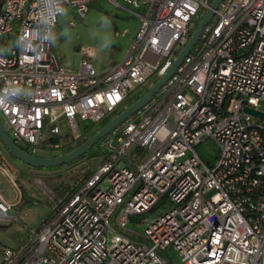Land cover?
<instances>
[{
	"label": "built area",
	"instance_id": "obj_1",
	"mask_svg": "<svg viewBox=\"0 0 264 264\" xmlns=\"http://www.w3.org/2000/svg\"><path fill=\"white\" fill-rule=\"evenodd\" d=\"M89 1H1L0 119L30 154L82 139L163 75L213 0H108L138 19L122 60L98 70L86 48L72 70L52 33ZM262 102L264 0H222L165 84L101 141L102 162L50 197L52 215L3 246L0 264H264V119L243 111ZM204 140L216 163L200 156ZM11 160L0 140V170L18 190ZM14 206L0 193V222L17 219Z\"/></svg>",
	"mask_w": 264,
	"mask_h": 264
},
{
	"label": "rangeland",
	"instance_id": "obj_2",
	"mask_svg": "<svg viewBox=\"0 0 264 264\" xmlns=\"http://www.w3.org/2000/svg\"><path fill=\"white\" fill-rule=\"evenodd\" d=\"M88 3L89 9L86 14L82 18L74 17L73 24L68 23L69 13H62L58 17L59 22L52 33V44L61 62L72 70L78 69L81 55L86 48L93 52L92 61L98 70L121 61L138 24L137 17L130 13L127 6H116L108 0H90ZM204 14V12L200 14L198 21ZM122 29L129 31L125 35H116V31ZM106 44L107 46H105ZM149 85L146 82L139 84L135 90L130 92L126 102H132L142 95L149 89ZM125 106L126 104L119 110H123ZM259 107L264 109V102ZM90 131L92 129L87 130V132ZM78 141L62 144L61 149L52 150L40 147L36 151V155L54 156ZM100 147L101 143L96 144L89 153L70 161L72 164L54 166L53 168H33L20 163L11 155L16 164L11 160L9 167H12L16 172L18 190L11 179L0 170V193L3 194L6 201L15 203L14 213L18 217L10 222H0V245L15 248L27 242L29 239L28 228L42 226L55 210L50 197L54 202L63 200L72 192L83 176L102 162ZM197 150L204 160L216 163L218 149L215 142L204 140L198 145ZM86 158L93 163L82 164ZM161 203V201L157 202L150 214H157ZM127 227L142 233L144 224L129 221ZM163 254L165 257L177 259L176 254L170 252L169 249Z\"/></svg>",
	"mask_w": 264,
	"mask_h": 264
},
{
	"label": "water",
	"instance_id": "obj_3",
	"mask_svg": "<svg viewBox=\"0 0 264 264\" xmlns=\"http://www.w3.org/2000/svg\"><path fill=\"white\" fill-rule=\"evenodd\" d=\"M221 1L222 0H213L210 3V6L206 8L204 16L197 22L187 40V43L179 50L178 54L175 56L176 58L165 69L164 74L158 77L153 83H151L149 89H147V91L137 97L135 101L124 107V109L121 110L118 114L112 116L110 120L105 125L100 127L90 138L83 140L80 144L76 145L73 149L68 151V153L58 154L54 156H38L30 154L26 150L21 149L18 145H16L11 136L8 135L5 125L0 119V140L5 149L8 150L10 155H13L19 162L33 168H53L54 166L66 165L69 164L70 161L78 159L79 157L88 153L96 144V142L109 135L114 128H116L121 123H124L125 120H127L133 114L137 113L138 110H140L151 100L152 96L162 87L163 84H165L167 79L174 73V70L184 59V56L187 55L192 50L193 46L197 43V40L204 26L212 19L214 10L218 7ZM243 111L264 119V111H259L255 108L252 109L248 107H244Z\"/></svg>",
	"mask_w": 264,
	"mask_h": 264
},
{
	"label": "trees",
	"instance_id": "obj_4",
	"mask_svg": "<svg viewBox=\"0 0 264 264\" xmlns=\"http://www.w3.org/2000/svg\"><path fill=\"white\" fill-rule=\"evenodd\" d=\"M1 1H2V0H0V5H1ZM193 29H194V28H193ZM193 29H192V30H193ZM191 32H192V31H191ZM190 34H191V33H190ZM154 81H155V79H153V80L151 81V83H153ZM151 83H150V85H151ZM150 85H149V86H150ZM136 99H137V98H136ZM136 99L132 100V102L135 101ZM132 102L127 103L126 106L129 105V104H131ZM126 106H125V107H126ZM120 111H121V110H116L115 112L111 113L110 116H108L107 118H105L104 120L101 121V123L96 127V129H94V130L92 129V131H90V132H87V130H86V131L84 130V135H83V137H82V140H79V141H78L77 143H75L74 145H70V146H68V147L65 148L60 154L68 153V151H70L71 149H73L76 145L80 144L83 140L90 138L93 134L96 133V131H97L100 127H102L103 125H105V124L110 120V118H111L112 116L118 114ZM104 139H105V137L102 138L101 140H99L98 142H96V144L101 143V141H103ZM96 144H95L94 146H96ZM7 151H8V150H7ZM8 152H9V151H8ZM88 153H89V152H88ZM9 154H10V153H9ZM57 155H58V154H57ZM20 163H21V162H20ZM69 164H72V163L69 162ZM69 164H66V165H69ZM63 166H64V165H63ZM3 246H5V245H0V249H1Z\"/></svg>",
	"mask_w": 264,
	"mask_h": 264
},
{
	"label": "crops",
	"instance_id": "obj_5",
	"mask_svg": "<svg viewBox=\"0 0 264 264\" xmlns=\"http://www.w3.org/2000/svg\"><path fill=\"white\" fill-rule=\"evenodd\" d=\"M15 163V162H14ZM16 164V163H15ZM2 194V193H1ZM3 195V194H2Z\"/></svg>",
	"mask_w": 264,
	"mask_h": 264
},
{
	"label": "clouds",
	"instance_id": "obj_6",
	"mask_svg": "<svg viewBox=\"0 0 264 264\" xmlns=\"http://www.w3.org/2000/svg\"><path fill=\"white\" fill-rule=\"evenodd\" d=\"M105 46H107V44Z\"/></svg>",
	"mask_w": 264,
	"mask_h": 264
}]
</instances>
